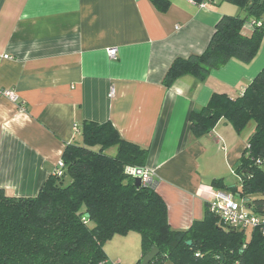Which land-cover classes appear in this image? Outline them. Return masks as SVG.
Listing matches in <instances>:
<instances>
[{
    "label": "crops",
    "instance_id": "1",
    "mask_svg": "<svg viewBox=\"0 0 264 264\" xmlns=\"http://www.w3.org/2000/svg\"><path fill=\"white\" fill-rule=\"evenodd\" d=\"M168 1L159 11L153 0H0V90L17 94L16 102L0 95V188L36 195L65 146L82 141L84 120L110 121L122 138L148 148V184L173 229L203 217L222 190L213 179L234 185L230 175L238 180L234 166L254 124L237 133L221 118L195 137L189 113L212 93H242L264 66V37L248 64L230 59L202 81L186 74L165 87L174 58L201 53L223 15L241 14L227 0ZM251 30L244 24L243 34Z\"/></svg>",
    "mask_w": 264,
    "mask_h": 264
},
{
    "label": "trees",
    "instance_id": "2",
    "mask_svg": "<svg viewBox=\"0 0 264 264\" xmlns=\"http://www.w3.org/2000/svg\"><path fill=\"white\" fill-rule=\"evenodd\" d=\"M201 2V0H194ZM241 9L223 15L201 53L176 57L163 78L165 87L190 74L204 80L230 59L248 64L264 37V0H227ZM166 11L168 0H153ZM250 24L249 35L242 32ZM225 119L240 133L252 121L247 146L234 166L239 184L213 179L214 188L234 191L246 207L264 213V66L237 97L212 93L189 113L195 137ZM82 141L68 143L62 175H50L34 196H13L0 188V264H112L103 248L114 235L139 233L141 256L152 246L148 264H264V239L257 229L230 228L205 204L203 217L173 229L167 207L151 184L134 183L132 168H144L148 148L120 136L110 121L84 120ZM115 147V153L107 150ZM190 241V243H187Z\"/></svg>",
    "mask_w": 264,
    "mask_h": 264
},
{
    "label": "built area",
    "instance_id": "3",
    "mask_svg": "<svg viewBox=\"0 0 264 264\" xmlns=\"http://www.w3.org/2000/svg\"><path fill=\"white\" fill-rule=\"evenodd\" d=\"M108 56L110 58L116 57V50L109 49ZM7 57V55H4ZM112 93V89L110 94ZM0 95L9 98L11 101H17V94L13 89H1ZM65 164L62 159L56 162L53 175L60 176L63 173ZM131 173L135 176V169H131ZM137 175L140 174L141 182L147 183L149 181V175L143 169V172L136 171ZM238 196L237 193L230 190L216 189L214 198L208 201V205L211 211L216 213L221 221L230 228L236 229H257L264 239V213H255L249 210L244 201L235 200ZM264 255V253H263Z\"/></svg>",
    "mask_w": 264,
    "mask_h": 264
},
{
    "label": "rangeland",
    "instance_id": "4",
    "mask_svg": "<svg viewBox=\"0 0 264 264\" xmlns=\"http://www.w3.org/2000/svg\"><path fill=\"white\" fill-rule=\"evenodd\" d=\"M252 123L251 121L250 125H252ZM250 125L247 126L246 131L250 129ZM107 153L114 154L115 147L109 148ZM229 180L232 184H239L233 174L230 175ZM235 200L240 201V197L236 196ZM250 234V229H247V239L250 238ZM115 237L108 239L104 243L103 248L106 254L111 257V260H113L115 264H136L141 256V240L139 233L130 231L127 235H116ZM163 264H173V262L166 260Z\"/></svg>",
    "mask_w": 264,
    "mask_h": 264
},
{
    "label": "water",
    "instance_id": "5",
    "mask_svg": "<svg viewBox=\"0 0 264 264\" xmlns=\"http://www.w3.org/2000/svg\"><path fill=\"white\" fill-rule=\"evenodd\" d=\"M143 169L144 168H141V167L135 168L136 175H135L134 183L136 186H139L141 183V178H140L141 173L137 175L136 171L139 170L140 172H143ZM187 243H190V241H187ZM157 252H158V249L155 246H152L150 250L142 257L140 264H148L152 260V258L157 254Z\"/></svg>",
    "mask_w": 264,
    "mask_h": 264
}]
</instances>
